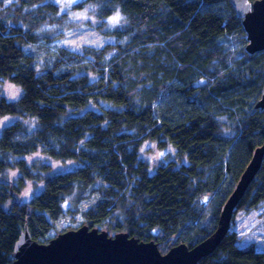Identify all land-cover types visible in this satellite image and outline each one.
<instances>
[{"label": "trees", "instance_id": "1", "mask_svg": "<svg viewBox=\"0 0 264 264\" xmlns=\"http://www.w3.org/2000/svg\"><path fill=\"white\" fill-rule=\"evenodd\" d=\"M86 6L112 40L75 50L52 34L68 17L57 2L0 0V80L21 88L9 100L0 87V117H19L0 133V264L13 263L26 225L46 243L58 219L80 213V226L127 231L163 253L193 247L217 229L264 144V111L253 112L264 50L246 51L231 0H82L75 7ZM148 141L173 146L176 156L152 169L141 156ZM38 151L79 166L46 175L49 164L24 158ZM9 169L21 171L16 182L5 179ZM34 179L44 188L7 206ZM86 200L93 202L83 209ZM262 205L264 161L232 222ZM232 225L198 264H264V249L241 246Z\"/></svg>", "mask_w": 264, "mask_h": 264}, {"label": "water", "instance_id": "2", "mask_svg": "<svg viewBox=\"0 0 264 264\" xmlns=\"http://www.w3.org/2000/svg\"><path fill=\"white\" fill-rule=\"evenodd\" d=\"M246 33L250 54L264 50V0H231ZM264 111V88L253 107ZM264 161V144L258 146L227 198L217 229L193 247L181 243L166 253L154 241L141 240L127 231L110 234L106 229L83 224L57 233L48 242L32 237L28 226L15 244L12 264H198L210 255L229 232L235 209Z\"/></svg>", "mask_w": 264, "mask_h": 264}, {"label": "rangeland", "instance_id": "3", "mask_svg": "<svg viewBox=\"0 0 264 264\" xmlns=\"http://www.w3.org/2000/svg\"><path fill=\"white\" fill-rule=\"evenodd\" d=\"M53 1L57 2L61 6L62 12L68 13L67 21L65 22V24L53 27L52 34H54L55 37L58 36L55 40L56 43L70 46L72 49L75 50H80L81 47L85 45L102 47L112 40V38L105 37L96 29V26L99 22L93 16L90 6H86L84 9H76L75 6L77 2H74V0ZM116 16L120 17L118 21V23H120V13H116L113 17ZM112 18L110 19L111 24H113ZM118 23H115L114 25ZM0 87L2 93L9 100H15L21 94V88L8 80H0ZM93 107L94 106L91 105L90 108ZM18 119L19 117L10 115L0 117V133L6 125ZM227 130L228 129H226V131ZM161 153H163V155H161ZM141 156L145 160L149 161L152 169H154L159 163L167 161L170 156L175 157L176 153L173 146L171 145L165 149H159L155 142L148 141L142 147ZM24 158L29 163L36 162L49 164L51 166V169L46 173V175H53L57 173L66 172L79 166V162L76 160L63 161L60 159L53 158L52 156L41 151L26 155L24 156ZM20 174L21 171L19 169H9L6 172L5 179H7L9 182H16ZM43 188V181H39L36 179L28 180L26 182V185L22 188L21 192L19 194H16L12 200H9L7 206H10L13 202L27 203L35 194L39 193ZM208 199L209 196L205 195V197H203L201 201L205 202L208 201ZM92 202L93 201L86 200L84 201L81 207L83 209H86ZM73 216H66L56 221V231H58L57 233L66 229L69 226H77L84 221L83 215L81 213L76 214L75 217ZM232 223V226L234 227V229L237 230L239 234L241 246L255 244L260 250L264 249V205H262L258 209H253L251 211H239L235 215L234 221Z\"/></svg>", "mask_w": 264, "mask_h": 264}, {"label": "snow or ice", "instance_id": "4", "mask_svg": "<svg viewBox=\"0 0 264 264\" xmlns=\"http://www.w3.org/2000/svg\"><path fill=\"white\" fill-rule=\"evenodd\" d=\"M11 2H12V0H9V3H11ZM74 2L78 3L79 0H74ZM119 19H120L119 16H116L115 18H113V20H112L113 24L118 23ZM161 155H163V153H161Z\"/></svg>", "mask_w": 264, "mask_h": 264}, {"label": "clouds", "instance_id": "5", "mask_svg": "<svg viewBox=\"0 0 264 264\" xmlns=\"http://www.w3.org/2000/svg\"><path fill=\"white\" fill-rule=\"evenodd\" d=\"M5 2H6V3H9V0H5ZM113 18H115V17H113ZM113 18H112V20H113Z\"/></svg>", "mask_w": 264, "mask_h": 264}]
</instances>
